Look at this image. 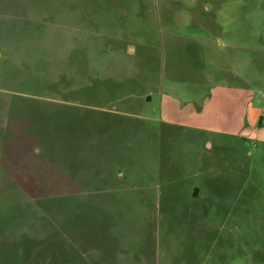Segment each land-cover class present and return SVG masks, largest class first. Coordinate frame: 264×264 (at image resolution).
Listing matches in <instances>:
<instances>
[{"label": "rangeland", "instance_id": "rangeland-1", "mask_svg": "<svg viewBox=\"0 0 264 264\" xmlns=\"http://www.w3.org/2000/svg\"><path fill=\"white\" fill-rule=\"evenodd\" d=\"M0 264H264V0H0Z\"/></svg>", "mask_w": 264, "mask_h": 264}]
</instances>
